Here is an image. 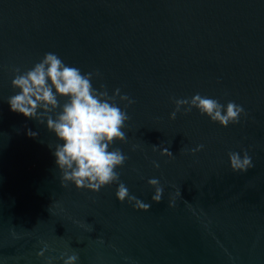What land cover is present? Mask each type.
I'll use <instances>...</instances> for the list:
<instances>
[{
  "label": "water",
  "instance_id": "95a60500",
  "mask_svg": "<svg viewBox=\"0 0 264 264\" xmlns=\"http://www.w3.org/2000/svg\"><path fill=\"white\" fill-rule=\"evenodd\" d=\"M47 52L135 101L127 142L112 147L128 156L117 171L146 211L121 203L117 184L62 187V141L10 110L12 69ZM197 93L247 115L228 127L196 108L169 118L175 99ZM245 150L254 166L234 172L228 153ZM65 251L76 264H264V0H0V264H64Z\"/></svg>",
  "mask_w": 264,
  "mask_h": 264
},
{
  "label": "clouds",
  "instance_id": "9594fccd",
  "mask_svg": "<svg viewBox=\"0 0 264 264\" xmlns=\"http://www.w3.org/2000/svg\"><path fill=\"white\" fill-rule=\"evenodd\" d=\"M12 72L14 78L11 86L19 91L7 100L10 110L39 123L46 121L47 129L62 141L53 152L55 163L61 172V186L67 187L72 183L77 189L99 192L105 186L117 184L115 195L121 203L127 201L133 208L146 211L149 205L130 194L117 171L126 164L128 156L119 148L112 147L116 141L127 142L126 133L122 129L130 119L127 108L135 101L128 95H121L120 89L109 95L105 85L101 84L99 89L93 87V79L100 75L98 71L82 73L79 68L65 64L52 52L45 53L32 68L21 71L19 67H15ZM173 102L175 110L169 116L172 120L176 119L177 113L182 109L183 114H187L196 108L212 122L228 127L240 123L241 117L247 115L244 108L234 101L224 105L217 99L201 96L199 93L190 99H175ZM118 103H124L123 110ZM28 134L36 135L31 131ZM137 147L139 145H134L133 150ZM157 147L154 145L153 151ZM203 148L204 145L201 144L190 151L195 154ZM161 155L171 158L173 153L168 148H163ZM228 156L234 172H244L254 166L246 150L243 155L231 151ZM152 163L155 168L160 167L158 162ZM147 183L154 189L152 200L160 202L164 188L159 179L151 178ZM175 201L176 197L171 196L169 206H174ZM75 223L91 230L90 226L79 221ZM40 243L43 244V249L37 255L44 256L50 246L45 241ZM56 259L57 257L49 256L46 264H53ZM59 259H63L64 264H76L79 256L76 253L69 255L65 251L61 252Z\"/></svg>",
  "mask_w": 264,
  "mask_h": 264
}]
</instances>
